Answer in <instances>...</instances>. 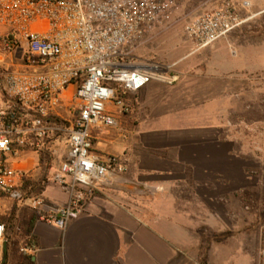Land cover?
Instances as JSON below:
<instances>
[{
	"label": "crops",
	"instance_id": "0c3cea01",
	"mask_svg": "<svg viewBox=\"0 0 264 264\" xmlns=\"http://www.w3.org/2000/svg\"><path fill=\"white\" fill-rule=\"evenodd\" d=\"M251 7L254 16L264 15V0ZM161 24L134 43L139 63L144 61L137 49ZM243 28L205 49L192 41L190 73L176 72L173 84L150 80L132 96L133 115L118 113L116 126L91 129L94 154L121 158L126 172L99 183L86 212L65 229L44 220L45 208L61 209L70 201L54 183V172L39 167L36 153L8 156L12 168L25 172L26 183L21 200L0 196L5 264H200L204 255L213 264L223 249L213 241L215 208L225 203L216 202L215 194L241 174L230 137L232 81L264 63L262 48L244 47L238 37ZM5 51L0 44V61ZM59 145L52 144L49 155ZM29 242L34 252L26 251Z\"/></svg>",
	"mask_w": 264,
	"mask_h": 264
},
{
	"label": "built area",
	"instance_id": "2783aa9c",
	"mask_svg": "<svg viewBox=\"0 0 264 264\" xmlns=\"http://www.w3.org/2000/svg\"><path fill=\"white\" fill-rule=\"evenodd\" d=\"M172 7V0H0V44L9 52L23 46L21 65L35 72L0 73L1 89L14 101L1 113L0 196L23 198L25 172L12 168L8 156L45 157L52 144L64 142L66 155L52 179L70 201L61 209L38 202L44 220L63 230L86 212L99 183L126 172L121 158L94 154L91 129L116 126L118 113L133 115L132 96L150 80H164L160 67L139 63L132 49ZM243 23L227 2L189 22L185 33L205 49ZM5 235L0 217V264Z\"/></svg>",
	"mask_w": 264,
	"mask_h": 264
},
{
	"label": "rangeland",
	"instance_id": "374dc122",
	"mask_svg": "<svg viewBox=\"0 0 264 264\" xmlns=\"http://www.w3.org/2000/svg\"><path fill=\"white\" fill-rule=\"evenodd\" d=\"M172 1V9L158 23H162L161 27L151 37L148 36L136 52L143 63H153L154 66L159 64L160 66H156L163 70L164 81L167 83L176 82V72H191L193 42L186 35L185 26L227 2L237 8L244 21L241 26L244 28L238 34L244 47L262 48L264 58V15H253L251 4L254 0ZM5 52L7 59L0 61V73L5 70H20L17 66L22 64L24 47L13 54ZM174 64L179 65L177 71ZM22 70L35 73L33 70ZM1 88L0 86V122L1 113L7 114L8 107L14 106V101ZM230 99L232 153L240 158L238 163L241 174L232 185L215 194L216 202L223 200L225 203L222 207L217 205L215 208L218 223L213 241L218 244L216 248H222L223 245V249H220L213 264H264V63L263 69L256 70L255 74L244 79L240 77L237 82L232 81ZM68 103V99H65L62 110L64 116H67L65 106ZM54 152L56 154L53 157L49 154L39 156V167L44 171L52 173L60 167L66 155L64 144L60 142ZM32 156L36 159V155ZM210 241L211 239L207 241V246ZM207 260L204 255L199 261L200 264H207Z\"/></svg>",
	"mask_w": 264,
	"mask_h": 264
},
{
	"label": "water",
	"instance_id": "95a60500",
	"mask_svg": "<svg viewBox=\"0 0 264 264\" xmlns=\"http://www.w3.org/2000/svg\"><path fill=\"white\" fill-rule=\"evenodd\" d=\"M3 254H4L3 264H5L6 259H7V254H8V247H7L6 243H5L4 248H3Z\"/></svg>",
	"mask_w": 264,
	"mask_h": 264
},
{
	"label": "trees",
	"instance_id": "16d2710c",
	"mask_svg": "<svg viewBox=\"0 0 264 264\" xmlns=\"http://www.w3.org/2000/svg\"><path fill=\"white\" fill-rule=\"evenodd\" d=\"M28 246H30V247H32L33 245H32V242H29V245ZM203 264H206V263H203Z\"/></svg>",
	"mask_w": 264,
	"mask_h": 264
}]
</instances>
